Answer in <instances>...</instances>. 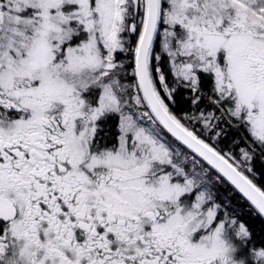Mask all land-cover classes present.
Listing matches in <instances>:
<instances>
[{"label":"snow or ice","instance_id":"snow-or-ice-1","mask_svg":"<svg viewBox=\"0 0 264 264\" xmlns=\"http://www.w3.org/2000/svg\"><path fill=\"white\" fill-rule=\"evenodd\" d=\"M0 264H264V0H0Z\"/></svg>","mask_w":264,"mask_h":264}]
</instances>
